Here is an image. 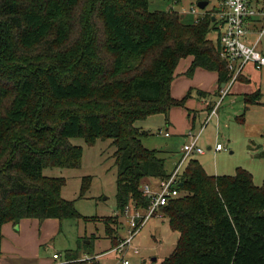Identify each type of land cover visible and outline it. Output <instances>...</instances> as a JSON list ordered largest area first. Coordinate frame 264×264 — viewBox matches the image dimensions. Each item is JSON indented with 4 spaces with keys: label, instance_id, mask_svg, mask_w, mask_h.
I'll return each instance as SVG.
<instances>
[{
    "label": "trees",
    "instance_id": "16d2710c",
    "mask_svg": "<svg viewBox=\"0 0 264 264\" xmlns=\"http://www.w3.org/2000/svg\"><path fill=\"white\" fill-rule=\"evenodd\" d=\"M150 1L0 0V257L3 226L25 219L101 220L112 251L125 208L147 210L145 183L171 175L137 124L185 107L190 95L176 100L171 89L183 59L193 57L188 76L202 68L228 82L214 15L187 24L173 11L150 12ZM261 98L244 95L246 109ZM77 138L113 141L118 215L82 217L62 196L66 180L44 174L81 167ZM262 139L257 158L264 132ZM91 181L83 179L80 198ZM180 184L181 196L161 209L180 237L160 264H264V182L257 186L243 168L209 175L193 158ZM82 255L70 251L65 264H101Z\"/></svg>",
    "mask_w": 264,
    "mask_h": 264
},
{
    "label": "rangeland",
    "instance_id": "374dc122",
    "mask_svg": "<svg viewBox=\"0 0 264 264\" xmlns=\"http://www.w3.org/2000/svg\"><path fill=\"white\" fill-rule=\"evenodd\" d=\"M200 1L205 0H182L179 5H176L173 0H151L149 11H173L178 15H185L182 20L188 24L197 19L192 15V9L200 10L198 8ZM206 1H209V6L203 13L216 15L219 0ZM217 38L218 32L212 31L209 39L216 43ZM261 41L259 50L264 52V35ZM248 69H251V72ZM247 77L250 82L244 75L240 76L232 87L231 93L222 101L218 110V118L211 121L204 129L200 140V146L205 150V153L195 156L194 159L203 162L209 174L217 173L218 176H233L238 168H243L253 175L254 183L258 184L257 186H262L264 182V158H257L255 153L261 151L263 144L264 69L260 71L255 69L254 65L249 64ZM240 78L241 80H239ZM257 91L262 93L260 104L248 106L246 109L244 95L253 94ZM214 100L218 102L220 95L214 96ZM211 108L208 112L212 110ZM204 115L206 118L207 114ZM160 118H150L145 123L139 122L137 126L146 129L151 128L150 138H144L143 143L150 148H153L152 145H156V148L162 151L160 156L167 160L168 171L172 172L181 160L183 155L181 150L186 138L177 140L166 138L164 135L166 128H157V119ZM203 118L198 119L197 130L201 127ZM71 142L83 148L81 167L74 170L46 169L44 174L48 177L66 180L67 184L62 191V196L65 200L74 202L76 210L82 217L101 219L118 215L116 201L117 167L114 159L116 148L112 145L113 141L98 140L92 146L78 138ZM218 143L225 147L223 152H215ZM86 177L92 178L91 185L84 198H80L83 179ZM150 183L148 180L145 184ZM153 184L154 182L150 185ZM120 220L123 224L121 227L119 226L116 235L120 240H123L128 237V225L126 219ZM179 237V233L171 229L168 218L163 216L160 211L142 227L133 240V247L140 250L139 254L129 252L127 258L132 264H160L173 254ZM91 239L94 240L93 244H91ZM78 250L80 255L85 253V255L92 257L106 256L101 259L103 264L116 263L117 255L110 252L111 241L106 237L103 221L69 219L63 221L59 233L52 235L50 241L38 249L37 257L33 256L26 259L19 256L7 264H37L38 259L52 258L55 252L61 255V260H64L67 253Z\"/></svg>",
    "mask_w": 264,
    "mask_h": 264
},
{
    "label": "built area",
    "instance_id": "2783aa9c",
    "mask_svg": "<svg viewBox=\"0 0 264 264\" xmlns=\"http://www.w3.org/2000/svg\"><path fill=\"white\" fill-rule=\"evenodd\" d=\"M192 15L197 19L203 17V11L192 9ZM219 28V55L225 62L229 72V80L224 84V88L220 91V100L215 103L207 117L204 119L200 131L195 133L190 129L186 137L189 143L183 146V155L175 170L169 178L156 180L153 185L145 184L143 187L144 194L150 199V205L147 210L135 208L129 205L124 210V217L128 225V237L121 240L120 244L115 247L111 254H116L115 264H132L127 258L129 252L138 255L140 250L133 247V240L142 227L154 216L158 215L161 209L167 206L170 201L181 196L177 187L180 186L181 177L188 162L195 156L203 155L205 150L200 146V140L204 129L218 118V110L222 101L229 95L232 87L238 78L244 74L245 68L252 64L255 69H264V54L259 50L258 46L264 35V0H219L216 8V15ZM261 23L257 34V41L249 43L247 41L251 26L254 23ZM170 134H166L169 137ZM225 147L218 143L215 147L216 152L224 151ZM101 257L85 256L81 261L97 262ZM53 259L56 264L67 263L66 259L61 260L60 254H55Z\"/></svg>",
    "mask_w": 264,
    "mask_h": 264
},
{
    "label": "crops",
    "instance_id": "0c3cea01",
    "mask_svg": "<svg viewBox=\"0 0 264 264\" xmlns=\"http://www.w3.org/2000/svg\"><path fill=\"white\" fill-rule=\"evenodd\" d=\"M182 18H185V15H182ZM260 26L261 23L258 22L254 23L251 26V33L247 39L249 43H255L257 41L256 31L259 30ZM260 44L258 48L260 47ZM261 52L264 54L262 50ZM192 63L193 57L183 59L180 62L171 87L172 96L176 100H183L187 95H190L185 103V107L173 108L168 116H153L158 118L161 117L160 119H157V128H166V132L164 131L165 137L167 133L170 134V136L166 138H172L174 140L186 138V140H188L187 142L186 140H184L185 144L189 143L190 141L189 138L186 137L187 132L190 129L194 130L195 133H198L200 131L202 124L201 127L197 130L198 119L200 117H204L203 119H205L204 114H207L209 108H213L216 103V101L214 100V96L216 97L217 95L218 97V95H220L221 89L224 88V84H220L219 75L216 72H210L202 68H198L196 69L193 76H188L187 73ZM247 67L245 68L243 75L250 82V79L247 77ZM248 71L251 72V69H248ZM143 122L145 123V121ZM137 127L142 131L149 132L150 135L152 134L151 128L146 129L145 127ZM144 146L150 150H157L160 153L162 152L156 148V145H152L151 147L153 148H150L145 144ZM209 150H211V147H209ZM255 154L257 155V153ZM198 161L200 162V160ZM200 163L209 174L203 162ZM167 172L168 174H171L173 171L170 172L167 169ZM209 175L218 176L217 173ZM150 182V184H152L153 182L155 183L154 180H150ZM62 223L63 222L59 220L39 221L36 219H25L20 221V223L16 225L12 223L5 224L2 228L3 238L1 244L2 255L0 257V264H7L11 260H16L19 256L26 259H30V257L33 256L37 257L38 249H40L42 245H45L48 241H50L52 235L54 236L55 234L59 233ZM55 254L58 253L55 252L53 256ZM85 256L89 255H82V257ZM104 257H101L99 259V262L101 264H103L101 262V259H103ZM37 264H56V261L53 259V257L41 258L38 259Z\"/></svg>",
    "mask_w": 264,
    "mask_h": 264
},
{
    "label": "water",
    "instance_id": "95a60500",
    "mask_svg": "<svg viewBox=\"0 0 264 264\" xmlns=\"http://www.w3.org/2000/svg\"><path fill=\"white\" fill-rule=\"evenodd\" d=\"M208 6H209V1H200V2L198 3V8H199L200 10H202V11H204ZM214 20H215V18H214ZM180 186L182 187L183 185L180 184ZM155 261H156V259H155Z\"/></svg>",
    "mask_w": 264,
    "mask_h": 264
}]
</instances>
